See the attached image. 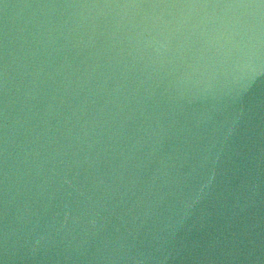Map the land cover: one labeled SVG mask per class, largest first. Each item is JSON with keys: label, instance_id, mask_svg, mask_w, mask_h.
Wrapping results in <instances>:
<instances>
[{"label": "water", "instance_id": "1", "mask_svg": "<svg viewBox=\"0 0 264 264\" xmlns=\"http://www.w3.org/2000/svg\"><path fill=\"white\" fill-rule=\"evenodd\" d=\"M0 264H264V0H0Z\"/></svg>", "mask_w": 264, "mask_h": 264}]
</instances>
